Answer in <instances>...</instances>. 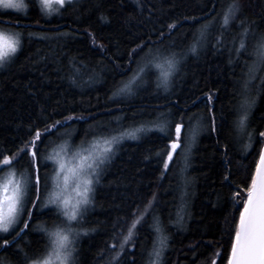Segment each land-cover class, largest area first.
I'll use <instances>...</instances> for the list:
<instances>
[{"label":"trees","instance_id":"1","mask_svg":"<svg viewBox=\"0 0 264 264\" xmlns=\"http://www.w3.org/2000/svg\"><path fill=\"white\" fill-rule=\"evenodd\" d=\"M230 2L79 0L75 10L66 7L50 17L33 0H27L25 14L0 9V21L10 22L1 26L25 33L23 47L13 62L0 68V161L30 147L36 131L44 133L57 120L73 118L51 129V135L42 136L45 143L40 144L42 151L36 162L42 193L45 177L51 171V163L44 157L58 144L61 130L71 134L73 146H80L82 141L101 130L115 129L118 124L125 128L140 124L152 127L150 122L161 113L167 114V120L184 125L182 138L187 129L200 122L198 135L190 141L187 163L181 149H177L167 170L163 164L170 141L158 129L118 146L117 153L103 166L84 217L82 228L94 231L79 239V264H116L112 245L119 250L129 226L145 212L149 201H153V207L133 230V238L125 245L118 264H145L156 235L148 227L153 214L161 218L169 236L163 264H227L239 211L247 199L246 189L264 143V138L258 136L264 131V91L259 93L251 115V128L256 129L258 142L245 150L247 137H238L235 132L236 80L244 65L229 64L231 42L239 40L240 19L254 21L257 36L264 32V0H238L237 20L221 30L220 15ZM212 17L217 21L208 41L198 54H187L167 90L157 87L158 72L151 70L133 94L113 96L120 82L132 76L149 47L153 53L157 49L163 54L183 53L197 29ZM169 25L176 27L170 29ZM218 39L223 44H218ZM254 42L255 37L249 36V51ZM140 45H146L143 51L130 57L129 53ZM243 60L251 62L247 55L241 57ZM72 64L81 69L75 77ZM258 82L253 84L254 95ZM48 141L54 143L48 145ZM46 146L47 151H43ZM20 160L29 167V156L21 154ZM182 177L188 180L186 189ZM181 191L187 193V208L183 223L176 224L170 218L176 219ZM50 209H44V215L34 209L37 214L19 240L25 251L35 252L42 247L45 238L35 225L52 224L56 217ZM23 226L21 223L19 228ZM0 258L4 264H20L16 245L0 250Z\"/></svg>","mask_w":264,"mask_h":264},{"label":"snow or ice","instance_id":"2","mask_svg":"<svg viewBox=\"0 0 264 264\" xmlns=\"http://www.w3.org/2000/svg\"><path fill=\"white\" fill-rule=\"evenodd\" d=\"M38 4L40 11L51 16L55 11L60 14L61 9L75 8L79 4V0H33ZM57 7H53V5ZM0 8L15 9L22 11L27 8L24 0H0ZM240 12V4L238 0H231L230 3L223 9L220 15V28L227 30L232 23L237 20ZM207 19V18H206ZM217 18L207 20V22L193 34V40L183 53L168 51L167 54L161 53L159 49L155 50L149 47L145 53L143 63L137 62V68L127 81H121L119 86L113 92V96L131 95L144 77L152 69L158 70L156 77L157 87H163L165 90L171 84L172 78L179 71V66L188 53L198 54L208 41V36L212 27L216 24ZM253 22H247L240 19L237 24L239 31V40L234 38L232 47L229 49L230 58L229 64L242 62L244 70L236 80V103L235 119L233 125L238 137H247L248 143L243 147L245 150L251 149L254 142H258L256 138V129L251 128L252 110L256 105L259 93L264 91V76L259 73L264 70V32L258 36L253 28ZM0 24H10L9 21H0ZM26 27V26H25ZM176 25H169L170 29ZM29 36L33 35L28 33ZM24 32H11L6 34L0 30V68L13 62L16 54L22 49L24 42ZM249 36L255 37V42L251 51L248 48ZM218 44H223L222 39L217 40ZM146 45H140L137 49H133L129 56L137 54L138 50L143 51ZM174 47V45L172 46ZM234 54V56H233ZM247 55L251 58L241 61V57ZM73 77L81 72L75 64L71 65ZM89 79H92L90 76ZM259 79L256 94H253V83ZM75 82V79H73ZM211 100V97H209ZM165 113H161L156 121L150 122L152 127L147 124L139 126L122 125L115 129L107 131L101 130L92 141H82L81 146H78L75 156L78 157V164L73 168H67L65 161L61 157V153L67 151L71 146L68 141L59 145V150L53 149L45 159L53 161L55 167V176L51 177L52 190L48 191V178L45 177L44 189L41 191V176L39 167L36 162L40 158V144H44L45 140L42 136L51 135V129L57 125L63 126L67 120L73 119L67 117L64 122L57 120L49 128H45L44 133L35 132L34 139L29 144L20 150L16 157L4 156L0 161V170L4 167L9 169L8 173L0 178V233L11 235V240L0 235V250L6 246L16 245L20 264H79L78 242L82 235H88L89 231L82 228L84 217L88 211L89 205L93 202L95 186L99 183L100 173L103 166L107 164L115 154L116 148L125 140L139 139L142 134L152 131L153 128L166 134L170 144L166 145L165 151L167 158L164 160V170L169 168V162L173 160V154L177 149H181L185 163H187L190 154V141H194L200 130V122L187 129L182 138V123H175L166 119ZM79 119V117L77 118ZM189 117V121H191ZM174 124L175 139H172V125ZM212 129L215 131V117L212 118ZM259 138H264V131L258 133ZM39 142V144L37 143ZM53 141H48L47 144H53ZM87 143L88 147H83ZM43 151H47V146ZM21 154L30 157L29 167L17 176V171L13 167L19 163ZM160 155V153H158ZM183 172V169L181 170ZM69 174L72 177L75 185L72 195H67L69 187ZM163 174V173H162ZM61 177L63 178L61 181ZM225 179H228L226 176ZM183 187L186 189L188 180L182 177ZM247 191V199L243 200V208L239 211V222L235 226L234 237L231 241L230 255L227 257V264H264V148H261L258 153V160L255 163V171L251 176V182ZM238 195V193H237ZM186 191H181L179 202L176 207V219L172 223L182 224L186 213L187 201ZM31 204V208L28 205ZM49 205L55 207L53 215L56 217L49 226L46 222L35 225V228L43 234L44 243L42 247L35 251H25L19 246V240L26 234L29 229L30 222L35 218L37 211L40 215H44V209L49 212L52 209ZM153 207V201H149L145 208V212L129 226L127 235L123 236L120 241L119 250H116V245H112L113 251L116 252L113 256V261L118 264L121 252L124 251L127 245L133 238V230L137 224L142 223L145 213ZM37 210V211H34ZM27 217L25 219L24 217ZM23 223V228L19 225ZM148 227L155 232V238L152 241V247L147 252L145 264H163V254L168 246L169 236L166 234V226L158 215L153 214L152 223ZM19 228V231L16 229ZM15 235H12V232ZM29 247L30 244H29ZM102 255V253L100 254ZM0 264H4L0 258ZM135 264V261L132 262ZM214 264V262H213Z\"/></svg>","mask_w":264,"mask_h":264},{"label":"rangeland","instance_id":"3","mask_svg":"<svg viewBox=\"0 0 264 264\" xmlns=\"http://www.w3.org/2000/svg\"><path fill=\"white\" fill-rule=\"evenodd\" d=\"M24 3L27 5V0H24ZM53 7L55 8V7H57L55 4L53 5ZM0 9H2V10H6V11H15V12H20V13H24L25 14V11L27 10V8L25 9V10H22V11H17V10H15V9H3V8H0ZM56 12L54 11L53 12V14H55ZM52 14V15H53ZM51 15V16H52ZM48 17H50V16H48ZM0 30H2V31H4L6 34H9V33H11V32H13V30H9V29H6L4 26H1L0 25ZM143 63V58L141 59V64ZM154 70H156L157 72H158V70L157 69H152V71H154ZM151 71V70H150ZM149 71V72H150ZM148 72V74H150ZM148 74L144 77V80H146V78H148L149 76H148ZM158 75V74H157ZM259 75H261V76H264V70H262L260 73H259ZM173 79V78H172ZM144 80H143V82H144ZM257 81H259V79H257L255 82H257ZM143 82H141L140 83V85L137 87V88H140L141 86H142V84H143ZM253 83V84H256V83ZM259 83V82H258ZM136 88V89H137ZM163 88V87H162ZM135 90V89H134ZM134 93V92H133ZM142 136H140V138H141ZM139 138V139H140ZM72 136H71V134L68 132V131H66V132H62V130L59 132V142H58V144L55 146V147H53L52 148V150L53 149H56V150H59V145H61V144H63L65 141H68L69 143H70V147L67 149V151H65V152H62L61 153V157H62V159L65 161V163H66V166H67V168H73V167H75L77 164H78V162H79V160H78V157L77 156H75V152H76V149H77V147L78 146H73V142H72ZM92 139L93 138H91L90 140H88V142H90V141H92ZM139 139H136V140H139ZM130 140H132V139H125L123 142H125V141H130ZM122 142V143H123ZM121 143V144H122ZM81 146V145H80ZM83 147H88V144L87 143H85L84 145H83ZM118 148V147H117ZM116 148V149H117ZM51 150V151H52ZM117 153V150H115V154ZM114 154V155H115ZM113 155V156H114ZM17 156V154H15V155H13L12 157L14 158V157H16ZM167 158V157H166ZM3 160V159H2ZM1 160V161H2ZM50 163H51V171H50V173H48V175H47V178H48V181H47V183H48V188H47V190L48 191H51L52 190V180H51V177H53V176H55V167H58V166H56V165H54V163H53V161H51V160H48ZM13 167L16 169V171H17V176H19V173L20 172H23L24 171V169H26L28 166L26 165V164H24L23 163V161L22 160H20L19 161V163H16V164H14L13 165ZM8 171H9V169L7 168V167H4L2 170H0V178H3L7 173H8ZM62 177H61V181H62ZM74 187H75V185H74V183H73V180H72V177H71V175L69 174V187H68V192L66 193L67 195H72V192H73V189H74ZM91 207V205H89V207H88V209ZM49 208H54V210H55V207L54 206H52V205H49ZM83 237L85 236V235H82ZM81 236V237H82ZM80 237V238H81ZM82 237V238H83ZM81 238V239H82ZM80 239V240H81Z\"/></svg>","mask_w":264,"mask_h":264},{"label":"water","instance_id":"4","mask_svg":"<svg viewBox=\"0 0 264 264\" xmlns=\"http://www.w3.org/2000/svg\"><path fill=\"white\" fill-rule=\"evenodd\" d=\"M261 148H264V143H263V145H262V147ZM239 222V221H238Z\"/></svg>","mask_w":264,"mask_h":264},{"label":"bare ground","instance_id":"5","mask_svg":"<svg viewBox=\"0 0 264 264\" xmlns=\"http://www.w3.org/2000/svg\"><path fill=\"white\" fill-rule=\"evenodd\" d=\"M54 209V208H53ZM55 211V210H54Z\"/></svg>","mask_w":264,"mask_h":264}]
</instances>
